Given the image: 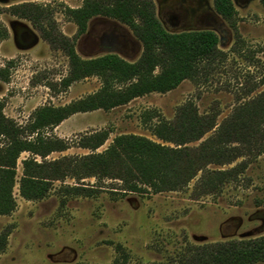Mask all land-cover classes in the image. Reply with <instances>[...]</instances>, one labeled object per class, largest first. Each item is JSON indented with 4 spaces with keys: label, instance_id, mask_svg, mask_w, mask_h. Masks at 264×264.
Returning <instances> with one entry per match:
<instances>
[{
    "label": "rangeland",
    "instance_id": "374dc122",
    "mask_svg": "<svg viewBox=\"0 0 264 264\" xmlns=\"http://www.w3.org/2000/svg\"><path fill=\"white\" fill-rule=\"evenodd\" d=\"M16 1L48 6L59 31L68 38L74 36L76 27L63 12L65 8H79L82 0H0V7L7 8ZM152 1L156 18L166 31H212L225 58L209 67L199 81L184 80L167 93H151L110 111L75 114L44 130V136L68 144L66 151L52 153L46 161L88 154L75 142L80 135L94 131H110L97 152L105 150L118 135L157 141L149 125L143 123V114L156 111L172 121L176 110L189 101L200 115H215L216 123H220L240 98H252L262 90L257 86L259 65L264 64V55L258 51L264 46V8L259 0H231L236 12L234 28L216 14L213 0ZM171 11L178 16V26L168 23ZM0 22L8 33L0 42V69L11 64L7 80L0 79V102L4 115L16 124L24 126L39 107L64 106L100 88L99 79L89 77L60 89L57 85L68 71L63 53L49 46L45 49L39 34L26 20L4 12ZM101 36L103 41L116 39L115 48H109L107 41L100 44ZM74 47L84 60L115 54L135 62L142 53L141 44L126 27L104 18L91 19ZM29 157L22 153L17 160L13 188L16 209L8 216H0V233L8 231L0 264H113L115 260L120 264H186L185 257L193 248L264 235V155L210 166L209 169L227 170L241 162L247 164L237 181L225 185L217 194L195 197L198 175L180 191L150 195H121L116 183L105 181L103 191L85 198L66 193V188L77 186L67 178L53 181L42 200L26 201L19 195L18 180L21 162ZM36 160L40 162V158ZM80 184L91 186L95 180L86 179ZM117 246L126 254L125 262L120 261Z\"/></svg>",
    "mask_w": 264,
    "mask_h": 264
},
{
    "label": "trees",
    "instance_id": "16d2710c",
    "mask_svg": "<svg viewBox=\"0 0 264 264\" xmlns=\"http://www.w3.org/2000/svg\"><path fill=\"white\" fill-rule=\"evenodd\" d=\"M259 2L264 8V0ZM213 7L234 28L236 12L232 1L213 0ZM4 12L29 22L50 49L61 51L67 58V75L57 87L64 90L74 82L96 77L100 88L64 106L39 107L24 126L7 118L0 102V216H8L16 209L13 188L17 160L22 153L31 156L21 162L22 174L18 180L19 195L26 201L42 200L53 181L67 178L77 186L66 188V193L85 198L103 191L105 181L116 183L121 195H150L180 191L198 175L195 197L217 194L225 185L236 182L247 164L241 162L227 170L209 169L210 166L230 165L240 158L264 155V64H260L257 86L262 90L252 98H240L231 114L220 123H216L215 115H200L189 101L176 110L172 121L156 111L143 114V123L149 125L157 141L132 134L118 135L105 150L97 152L108 140L110 131H94L80 135L75 142L88 154L46 161L50 154L66 151L68 144L44 136V130L75 114L110 111L151 93H167L184 80L199 81L225 54L218 49L219 41L212 31H166L156 18L152 0H82L79 8H65L63 15L76 27L72 38L59 31L48 6L25 2L0 7V16ZM93 18L112 20L126 27L142 46L138 60L127 62L115 54L81 59L75 51V41L86 33ZM7 37V30L0 22V42ZM258 51L264 55V46ZM10 65L8 62L0 69L2 81L7 80ZM195 142H198L196 146H189ZM91 178L94 185L80 184ZM7 237L8 231L0 233V254L6 248ZM116 249L120 261L125 262L122 248ZM184 261L186 264L264 263V235L193 248ZM113 264L120 262L115 260Z\"/></svg>",
    "mask_w": 264,
    "mask_h": 264
},
{
    "label": "flooded vegetation",
    "instance_id": "af4514ba",
    "mask_svg": "<svg viewBox=\"0 0 264 264\" xmlns=\"http://www.w3.org/2000/svg\"><path fill=\"white\" fill-rule=\"evenodd\" d=\"M168 23L171 25V26H178L179 24H180V21H179V19H178V16H177V14L176 13H174V11H171L170 12V14H169V19H168ZM25 34H27V33H25ZM103 40H105L104 39V36H101V38H99V43L100 44H105L106 43V41H107V45H108V47L109 48H115V46H114V43H115V40L116 39H112V38H109V39H107L106 41H103ZM105 49H107V48H105Z\"/></svg>",
    "mask_w": 264,
    "mask_h": 264
},
{
    "label": "crops",
    "instance_id": "0c3cea01",
    "mask_svg": "<svg viewBox=\"0 0 264 264\" xmlns=\"http://www.w3.org/2000/svg\"><path fill=\"white\" fill-rule=\"evenodd\" d=\"M20 3H22V1H21ZM17 4H19V1H16L15 4L11 3V4H9V5H17ZM6 7H8V6H6ZM41 42L43 43L42 46L45 47V49H48V45H47L44 41H42V40H41Z\"/></svg>",
    "mask_w": 264,
    "mask_h": 264
}]
</instances>
